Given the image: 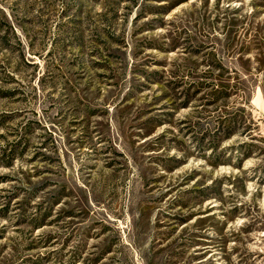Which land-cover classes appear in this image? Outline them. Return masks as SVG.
I'll return each mask as SVG.
<instances>
[{
    "label": "rangeland",
    "instance_id": "rangeland-1",
    "mask_svg": "<svg viewBox=\"0 0 264 264\" xmlns=\"http://www.w3.org/2000/svg\"><path fill=\"white\" fill-rule=\"evenodd\" d=\"M0 264H264V0H0Z\"/></svg>",
    "mask_w": 264,
    "mask_h": 264
}]
</instances>
